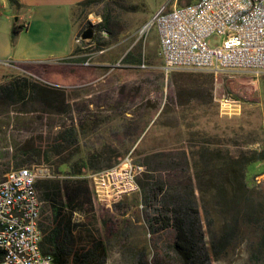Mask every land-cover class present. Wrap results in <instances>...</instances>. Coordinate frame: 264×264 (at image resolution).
Returning <instances> with one entry per match:
<instances>
[{
    "label": "rangeland",
    "instance_id": "1",
    "mask_svg": "<svg viewBox=\"0 0 264 264\" xmlns=\"http://www.w3.org/2000/svg\"><path fill=\"white\" fill-rule=\"evenodd\" d=\"M189 1L103 0L88 7L76 5L73 20L80 56L111 65L94 80L63 88L68 103L63 112L31 95L0 105V157H6L8 149L12 153L14 144L31 140L36 154L21 167L38 173L42 198L46 185L68 187L70 181L86 185L93 194L92 176L127 156L146 168L148 155L164 154L150 166L165 169L172 181L184 179L178 158L184 151L211 264H264V159L244 166L254 151L264 153V73L167 74L156 27L142 32L162 6ZM105 15L110 31L102 40L99 23ZM88 28H93L97 42L112 41L104 46L106 52L100 53L102 48L97 49L92 39H82ZM17 77L25 76L0 65V84ZM224 95L238 99L240 110L223 108ZM70 132L74 134L65 137ZM16 162L9 171L20 168ZM84 197L87 210L100 211L92 196L85 192ZM114 206V213L105 212L104 218L102 212L77 215L79 236L85 237L62 256L64 263L183 264L169 246L172 231L150 233L140 187ZM87 235L100 236L104 247L94 246L96 238Z\"/></svg>",
    "mask_w": 264,
    "mask_h": 264
},
{
    "label": "built area",
    "instance_id": "2",
    "mask_svg": "<svg viewBox=\"0 0 264 264\" xmlns=\"http://www.w3.org/2000/svg\"><path fill=\"white\" fill-rule=\"evenodd\" d=\"M153 27L158 31L159 54L167 74L173 70L264 73V0L166 4L142 32L147 34ZM107 50L103 48L100 53ZM92 57L88 56L84 65H93ZM2 64L30 76L14 61ZM220 103L227 110L241 108L238 99L227 95ZM144 170L143 165L133 163L127 156L120 164L95 173L94 206L111 208L137 192L138 176ZM38 177L34 168L23 166L12 169L0 180V264H58L55 256L42 251L43 201Z\"/></svg>",
    "mask_w": 264,
    "mask_h": 264
},
{
    "label": "crops",
    "instance_id": "3",
    "mask_svg": "<svg viewBox=\"0 0 264 264\" xmlns=\"http://www.w3.org/2000/svg\"><path fill=\"white\" fill-rule=\"evenodd\" d=\"M82 1L18 0L19 5L15 7L8 0H0V65L5 61H14L30 76L62 88L94 80L101 69L111 64L93 62V65L86 66L84 62L64 60L72 56L77 45L73 9ZM15 25L20 26V31L13 43ZM67 184L68 187L56 184L42 188V251L55 256L59 264H66L62 256L85 237L79 236L77 215L91 217L93 212H102L104 218L105 212L109 216L114 213L115 207L101 208L100 211L95 209L93 212L92 208L87 210L82 204L84 194L86 192L91 199L92 190L75 181ZM93 237L96 238L94 246L104 247L100 236Z\"/></svg>",
    "mask_w": 264,
    "mask_h": 264
},
{
    "label": "trees",
    "instance_id": "4",
    "mask_svg": "<svg viewBox=\"0 0 264 264\" xmlns=\"http://www.w3.org/2000/svg\"><path fill=\"white\" fill-rule=\"evenodd\" d=\"M102 1L84 0L77 5L88 7L98 5ZM8 3L15 7L19 5L18 0H8ZM109 21L108 16L105 15L103 21L99 23L102 40L105 38L103 32L110 31ZM19 31L20 26L15 25L12 35L13 43ZM92 40L93 43H97V49H103L105 48L104 46L112 43V41L99 43L96 41L95 36H93ZM83 42L86 41L83 40ZM79 53V48L76 47L72 56L64 60L66 62H84L87 57L80 56ZM129 61V58H127L126 63ZM24 76L0 84V105L9 106L10 104H16L25 101L27 96L31 95L32 98L40 99L56 112H63L67 108L65 89L47 84L32 76ZM73 134V132H70L65 137H70ZM63 135L64 133L61 134V136ZM8 148L10 147L8 146ZM12 148V153L9 149L6 151L5 159L0 157V166H4V169H0V180L9 172L14 162L17 161L16 166L21 167L26 162L33 160L32 157L37 151L35 145L28 139L23 143L14 144ZM178 154V158L180 157L179 165L182 168V172L185 173V177L175 181H172L171 178H166L165 169H161L159 166L154 169L150 166L151 161L164 156V154L156 153L147 156L146 168L142 175L138 177L142 204L146 211L145 218L151 234L155 235L165 231L174 233V240L170 241L169 246L179 256L183 264H211L210 253L205 242L199 198L196 194L193 175L190 171L189 158L184 151ZM253 154L251 158L246 160L244 166L264 159V153L254 151ZM241 177L245 178L244 173L241 174ZM77 198L82 202L80 197Z\"/></svg>",
    "mask_w": 264,
    "mask_h": 264
},
{
    "label": "water",
    "instance_id": "5",
    "mask_svg": "<svg viewBox=\"0 0 264 264\" xmlns=\"http://www.w3.org/2000/svg\"><path fill=\"white\" fill-rule=\"evenodd\" d=\"M94 36V30L93 28H88L82 33V39H92Z\"/></svg>",
    "mask_w": 264,
    "mask_h": 264
}]
</instances>
